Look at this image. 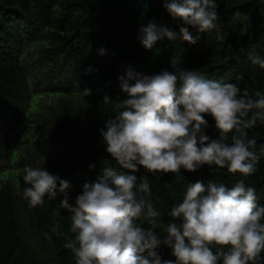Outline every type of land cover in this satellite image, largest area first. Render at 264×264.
<instances>
[{
	"label": "trees",
	"instance_id": "trees-1",
	"mask_svg": "<svg viewBox=\"0 0 264 264\" xmlns=\"http://www.w3.org/2000/svg\"><path fill=\"white\" fill-rule=\"evenodd\" d=\"M163 2L0 0V264H75L71 250L64 247L73 234L70 213L60 207L62 194L51 201L45 198L41 206H29L23 196L30 186L23 181L24 169L41 167L68 181L73 205L82 186L96 182L106 167L132 174L112 160L100 132L120 111L117 104L129 98L118 80L127 66L158 73L171 70L169 61L176 57L207 79L264 93V69L249 59L253 50L264 55V0H215L217 30L200 33L194 45L165 38L145 49L140 29L149 22L176 32L185 26ZM187 27L194 37L198 34ZM85 89L91 95L84 96ZM105 96L110 98L108 105ZM205 119V133L218 138L215 121L211 116ZM246 131L256 140L252 150L260 157L251 176L215 166L156 177L143 168L134 173L137 183L140 178L149 180L148 199L160 213L157 232L171 222L167 213L197 180L232 187L244 179L264 206V125ZM56 222L63 236L51 231ZM142 226L150 227L147 221ZM159 253L162 260H175L167 247Z\"/></svg>",
	"mask_w": 264,
	"mask_h": 264
},
{
	"label": "clouds",
	"instance_id": "clouds-1",
	"mask_svg": "<svg viewBox=\"0 0 264 264\" xmlns=\"http://www.w3.org/2000/svg\"><path fill=\"white\" fill-rule=\"evenodd\" d=\"M163 6L185 26L176 32L149 22L140 29L145 49L165 38L170 42L182 38L194 45L200 33L217 30L215 0H164ZM187 26L198 34L194 37ZM249 59L264 69L260 52L253 50ZM169 63L171 70L152 74L127 66L118 80L129 98L117 104L120 111L107 119L106 130L100 129L106 152L120 169L132 174L106 167L96 182L82 186L73 205L68 181L44 168L27 166L23 181L30 186L23 196L36 207L45 198L51 201L62 194L60 207L70 213L73 234L64 247L71 250L75 264H264V206L244 179L232 187L199 180L188 185L182 202L167 213L171 222L162 226V232L156 231L160 213L148 199L149 180L140 178L137 183L134 173L143 168L156 177L215 166L251 176L260 157L252 150L256 140L249 139L246 130L264 125V93L207 79L176 57ZM82 93L88 96L91 90ZM108 104L110 98L105 96L104 105ZM206 116L215 121L218 138L205 133ZM144 221L149 228L142 226ZM51 231L64 235L59 222ZM161 247L170 249L175 260H162Z\"/></svg>",
	"mask_w": 264,
	"mask_h": 264
}]
</instances>
